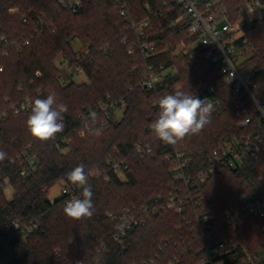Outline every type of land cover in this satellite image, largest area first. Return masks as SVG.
Returning a JSON list of instances; mask_svg holds the SVG:
<instances>
[{
    "label": "trees",
    "instance_id": "trees-1",
    "mask_svg": "<svg viewBox=\"0 0 264 264\" xmlns=\"http://www.w3.org/2000/svg\"><path fill=\"white\" fill-rule=\"evenodd\" d=\"M163 1L171 4L174 0H128L134 19L146 16V3L155 8ZM223 1L235 15L240 6L251 0ZM20 5L23 10L13 13L18 17L14 27L8 9ZM168 10L152 21L150 37L159 41L163 50L152 61L155 66L177 62L173 52L189 35L180 25L171 28L172 22L181 15L180 9ZM41 14L46 16L42 29ZM95 16H100L101 23L97 24L103 25L102 33L93 25ZM81 17L83 19L79 20ZM25 18L27 23L23 22ZM36 28H39L38 33ZM251 30L249 40L255 43L257 53L245 63V69L255 74L258 96L264 102V19H259ZM125 35L122 19L111 0H94L79 14L61 9L57 0H0V68H3L0 88L9 85L7 99L0 101L5 106L0 114V132L4 131L9 119L27 121L31 109L18 115L13 111V107L26 99L33 103L37 98L55 93L57 102L68 106L63 114L65 127L62 132L47 141L37 140L30 133L18 137L15 139L18 149L0 160V264H142L151 258L155 259V264L200 263L204 243L175 210L150 214L143 226L128 233L124 244L114 241L113 235L120 223L113 222L108 215L113 213L117 217L129 209H149L157 202L166 203L172 194L187 193L186 187L183 189L172 179L166 155L183 151L190 160L188 172L193 175L202 171V161L209 150L256 129L255 124L244 128L237 126L240 110L251 112L253 106L244 99H237L232 87L225 85L221 87L222 107L198 134L188 135L175 145L162 142L148 131L159 112L154 106L155 100L173 93L176 84H182L180 90L186 93L191 92L192 86L216 84L220 80L219 66L203 54L195 53V62L184 70L180 67L176 75L165 80L160 91H146L139 87L144 76V69L140 67L142 57L129 55L130 45L123 41ZM76 36L92 49V59L76 60L71 47V40ZM188 39L194 41L192 36ZM59 54L71 63L80 62L88 83H74L63 88L59 83L63 73L56 63ZM107 95L123 98L126 109L121 121H112L108 128H103L92 120L91 114L99 112L100 103ZM88 128H100L102 132L90 134ZM83 129L86 134L80 137ZM138 141L150 143L153 152L137 155L135 145ZM28 146L32 147L37 159V169L29 177L22 178L16 165L7 164ZM66 148L70 149L69 153H63ZM110 159L127 164L126 183L112 170L108 164ZM80 164L85 165L93 191L94 213L91 217L73 219L63 211L65 198L61 195L52 201L49 192L61 182L65 186L73 185L66 174ZM94 168L104 169L109 181L91 178ZM6 176L14 188L11 199L4 194ZM261 178H264V145L254 169L247 166L217 169L205 182L189 187L194 195L202 196L205 206L218 213L220 228L213 236L233 250L230 259L246 252L256 253L264 242V218H247L237 230L221 227L223 215L231 203L254 191ZM146 186L150 188L144 191ZM177 188H182L179 195ZM171 221L180 223V229L174 230ZM173 238H177L176 241Z\"/></svg>",
    "mask_w": 264,
    "mask_h": 264
},
{
    "label": "built area",
    "instance_id": "built-area-1",
    "mask_svg": "<svg viewBox=\"0 0 264 264\" xmlns=\"http://www.w3.org/2000/svg\"><path fill=\"white\" fill-rule=\"evenodd\" d=\"M111 1L117 7L122 19L126 31L123 41L130 45L129 55L139 54L142 57L143 62L140 67L144 69V76L139 84L141 89L160 91L168 77L176 75L180 67L183 70L186 69L188 65L195 62V53H200L219 66L220 80L216 84L202 87L192 86L191 93L199 99L208 100L213 105L212 118L223 105L221 87L231 86L237 99H244L253 106L251 112L244 108L240 110L237 115V126L239 128L250 127L252 124L256 126V129L252 128L253 132L234 136L209 150L202 161V171L193 175L188 172L190 160L185 152L176 150L167 154L166 161L170 164L172 179L181 184L183 189L186 187L187 193L182 196L172 194L166 203L157 202L149 209H129L117 217L113 213H109L108 217L113 222L119 221L120 223L117 233L113 235L114 241L124 244L128 233L143 226L150 214H155L159 210L167 211L172 207L204 243L202 259L199 264H264V242L256 253L246 252L240 257L236 256V258L230 259L233 250L225 242L218 241L213 236V233L220 228L218 213L203 204L201 195H194L189 190L190 186L205 182L207 177L217 169H241L245 166L254 169L256 166L258 155L264 145V102L258 96L259 84L255 80V74L245 69L247 59H242L247 49V38L242 33V25L253 22L256 17L264 16V0H251L245 3L238 8L235 15L229 12L223 0H174L171 3L175 4L173 8H170L171 4L167 1H163L155 8L146 3L144 5L146 16L142 19H134L128 0ZM93 2L94 0H57L61 9L73 14L81 13L88 4ZM176 7L180 9L181 15L172 22L171 28L180 25L182 31H187L190 36L194 37V41H190L188 35L186 40L177 45L173 52L177 62L155 66L152 61L163 50L160 48V42L152 40L150 37V33L153 31L152 21L162 17L166 9H169L168 12H173ZM233 16L236 17V20ZM44 19H46L45 14H41L40 29L44 28ZM23 22L27 23V19H23ZM38 31L39 28H36L35 32L38 33ZM28 44L29 41H26V45ZM74 53L78 61L93 58L92 49L87 45L79 50H74ZM59 67L63 73L59 83L63 88L79 83L76 81V77L81 75L86 77L80 62L71 63L62 57ZM2 71L3 68H0V72ZM38 75L40 74L38 73ZM82 82L88 83V79ZM181 88L182 84H176V90ZM158 99L154 102V106L157 108H159ZM31 105L30 99H26L19 106L13 107V111L17 115L25 114L31 109ZM125 109L126 103L123 98L114 99L111 95H107L100 103L99 112L96 113L98 118L95 122L103 128H108L110 122L118 120L117 112H124ZM148 131L152 132L150 127H148ZM81 133L84 134L81 135ZM85 134L86 130L84 129L79 132L80 137ZM32 151V147L28 146L21 155L12 158L7 166L16 165L22 178L29 177L37 169V159ZM135 152L139 156H145L153 152V147L150 143L138 141L135 145ZM108 164L118 176H126L128 166L124 161L118 162V160L110 159ZM3 184L4 190L8 186L12 187L7 176L4 178ZM181 189H176L178 195L181 194ZM61 195L67 202L74 197H80L81 191L76 185H66L62 188ZM251 217L264 218V178L259 180L254 191L238 197L231 203L223 215L221 227L237 230L244 225L247 218ZM158 258L159 256H156V259ZM78 264L84 263L79 262ZM142 264H155V259L151 258ZM168 264L175 263L170 261Z\"/></svg>",
    "mask_w": 264,
    "mask_h": 264
},
{
    "label": "clouds",
    "instance_id": "clouds-1",
    "mask_svg": "<svg viewBox=\"0 0 264 264\" xmlns=\"http://www.w3.org/2000/svg\"><path fill=\"white\" fill-rule=\"evenodd\" d=\"M157 103L159 112L149 127L153 134L166 144L175 145L188 135L198 134L210 123L213 105L206 99L197 98L191 92L175 90L160 97ZM67 111L68 106L58 103L55 93L43 99H35L26 121L28 132L40 141L54 138L64 130L63 114ZM91 118L95 121L97 114L93 112ZM101 132L100 128L89 129L90 134L100 135ZM5 157L6 153L0 151V160ZM66 176L67 180L81 188L82 192L80 197H74L65 203V215L73 219L91 217L94 213L93 191L88 183L85 165H77Z\"/></svg>",
    "mask_w": 264,
    "mask_h": 264
},
{
    "label": "rangeland",
    "instance_id": "rangeland-1",
    "mask_svg": "<svg viewBox=\"0 0 264 264\" xmlns=\"http://www.w3.org/2000/svg\"><path fill=\"white\" fill-rule=\"evenodd\" d=\"M42 1L47 2L49 0H39V2H42ZM21 10H23L21 5L13 7V8L11 7L8 9V14H9V16H11L10 22L14 23V27H16V25L18 23V17L14 16L13 13H16V12L21 11ZM233 18L236 20L235 16H233ZM80 19H83V17L79 18V20ZM259 19H264V16L256 17V19L253 22H249L247 25H242V33L245 34V36L247 38V49L245 50V53L243 54L242 59H247V61L249 59H252L257 53L255 43L252 40L251 41L249 40V35H250V32L253 31V30H251V28L257 26ZM78 22H80V21H78ZM99 22L101 23L100 16L93 17V25L95 27H98L99 33H102L101 28H103V25L98 26L97 23H99ZM82 24H84V22ZM84 45H87V44H85L78 36L74 37L71 40V47L73 50H79ZM57 58H58V60L56 63L58 65H60V62L62 59L61 54H59ZM75 79L79 83H83L82 81H86L87 77L81 75L79 77H76ZM8 93H9V85L5 86L4 88H0V95H1L0 101H4V99H7ZM4 108H5V106L3 104H0V114L2 113ZM123 115H124L123 111L117 112V119H118L117 121L118 122L122 120ZM5 132H7V136L5 135ZM28 133L29 132H28V129L26 127V121L20 120V119H9L4 124V131L0 132V151L6 153V157H7V155L13 154L18 149L16 147L18 145V142H16L15 139H17L18 137H25L26 135H28ZM69 151H70V149L66 148L63 150V153H69ZM90 176H91V178H98V179L100 178V179L104 180L105 182L109 181L108 176L106 175V172L102 168H94L91 171ZM119 178L123 183L127 182V177L125 175L124 176L120 175ZM64 186H65V184L63 182L55 185L49 192V198L52 201L58 199L61 196V191H62V188ZM237 187H239V186H237ZM149 188H150L149 186H146V188L143 187L144 191L146 189H149ZM5 190H4L5 197L7 199H11L10 198L11 195L9 193V190H10V192L11 191L13 192L14 188L12 190V187L8 186V188ZM119 192H122V191H119ZM172 211H174V209L171 207L168 209V211H165V212H172ZM171 223H172L171 226L174 228V230L180 229V226H181L180 223L179 224H178V222L175 223V221H171ZM165 239H168V238H165ZM176 239L173 238V240H175V241H176ZM182 239H184V238H182Z\"/></svg>",
    "mask_w": 264,
    "mask_h": 264
},
{
    "label": "crops",
    "instance_id": "crops-1",
    "mask_svg": "<svg viewBox=\"0 0 264 264\" xmlns=\"http://www.w3.org/2000/svg\"><path fill=\"white\" fill-rule=\"evenodd\" d=\"M9 193H10V195H11V197L10 198H12V196H13V194H14V192H10V190H9Z\"/></svg>",
    "mask_w": 264,
    "mask_h": 264
}]
</instances>
